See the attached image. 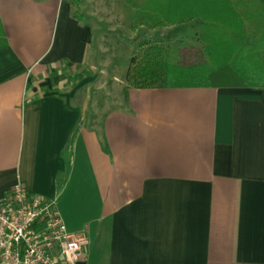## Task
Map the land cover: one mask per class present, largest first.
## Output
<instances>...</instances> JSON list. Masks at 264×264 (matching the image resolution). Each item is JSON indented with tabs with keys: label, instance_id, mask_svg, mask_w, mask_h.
<instances>
[{
	"label": "crops",
	"instance_id": "obj_1",
	"mask_svg": "<svg viewBox=\"0 0 264 264\" xmlns=\"http://www.w3.org/2000/svg\"><path fill=\"white\" fill-rule=\"evenodd\" d=\"M97 15L0 0V201L19 182L56 199L87 235L79 264H264V88H130L164 28L130 27L142 41L107 70Z\"/></svg>",
	"mask_w": 264,
	"mask_h": 264
},
{
	"label": "trees",
	"instance_id": "obj_2",
	"mask_svg": "<svg viewBox=\"0 0 264 264\" xmlns=\"http://www.w3.org/2000/svg\"><path fill=\"white\" fill-rule=\"evenodd\" d=\"M78 6L79 0H73ZM141 13L136 29L150 30L197 22L202 29L203 57L184 64L169 46L147 44L130 62L128 87L264 88V0H136ZM6 43L0 40V48Z\"/></svg>",
	"mask_w": 264,
	"mask_h": 264
},
{
	"label": "built area",
	"instance_id": "obj_3",
	"mask_svg": "<svg viewBox=\"0 0 264 264\" xmlns=\"http://www.w3.org/2000/svg\"><path fill=\"white\" fill-rule=\"evenodd\" d=\"M87 252V235L67 232L56 199L19 182L0 201V264H79Z\"/></svg>",
	"mask_w": 264,
	"mask_h": 264
},
{
	"label": "rangeland",
	"instance_id": "obj_4",
	"mask_svg": "<svg viewBox=\"0 0 264 264\" xmlns=\"http://www.w3.org/2000/svg\"><path fill=\"white\" fill-rule=\"evenodd\" d=\"M68 1L74 2L73 0ZM79 2L78 6L75 4L78 13L82 14V11H85V15L91 18H93V13L100 15V24L94 38V62L107 70L115 66L120 68L127 61L126 56L130 51H135L142 41V36L133 38L130 31V27L140 22L141 13H137L127 0H79ZM166 28L169 27L160 28L161 30L155 34L156 38L161 39L163 33L162 41L174 52L181 54L184 64L197 63L202 59L206 44L199 40L202 29L197 22L187 23L170 30ZM147 29L140 32H147ZM172 29L175 31L173 34ZM197 31H200L198 35H196ZM140 32L135 34L138 35Z\"/></svg>",
	"mask_w": 264,
	"mask_h": 264
}]
</instances>
